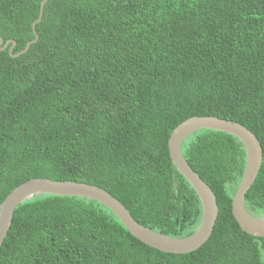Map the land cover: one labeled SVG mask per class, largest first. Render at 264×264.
I'll return each instance as SVG.
<instances>
[{
	"label": "trees",
	"instance_id": "16d2710c",
	"mask_svg": "<svg viewBox=\"0 0 264 264\" xmlns=\"http://www.w3.org/2000/svg\"><path fill=\"white\" fill-rule=\"evenodd\" d=\"M41 1L0 0L12 55L34 39ZM35 31L24 54L0 51V204L31 179L71 181L103 189L155 233L188 237L201 204L167 142L185 120L212 116L258 139L244 208L264 217V0H48ZM181 154L218 206L199 249L162 253L95 201L42 195L15 209L0 264H264V238L231 214L241 142L201 130Z\"/></svg>",
	"mask_w": 264,
	"mask_h": 264
},
{
	"label": "water",
	"instance_id": "95a60500",
	"mask_svg": "<svg viewBox=\"0 0 264 264\" xmlns=\"http://www.w3.org/2000/svg\"><path fill=\"white\" fill-rule=\"evenodd\" d=\"M48 0H42L37 19L31 28L34 39L29 41L24 49L12 55L14 41H6L0 37V51L9 44V55L14 58L24 54L30 45L38 40L35 26L41 21L42 10ZM211 130L229 134L241 142L245 150V168L239 187L231 203V214L242 232L264 238V217H252L244 208V198L254 183L262 163V150L258 139L243 125L212 116L192 117L178 125L170 134L167 148L169 157L175 169L190 184L201 204L200 224L192 235L185 238H171L155 233L138 224L126 208L103 189L71 181H52L48 179H31L13 189L0 204V248L11 227L15 209L22 203L37 196L51 195L59 197H78L99 203L110 210L122 226L136 240L147 247L166 254H188L199 249L211 236L218 215V206L211 188L188 166L181 154V146L191 134Z\"/></svg>",
	"mask_w": 264,
	"mask_h": 264
}]
</instances>
